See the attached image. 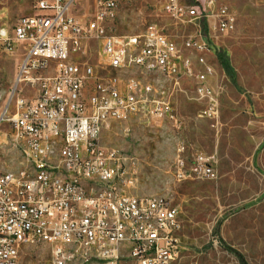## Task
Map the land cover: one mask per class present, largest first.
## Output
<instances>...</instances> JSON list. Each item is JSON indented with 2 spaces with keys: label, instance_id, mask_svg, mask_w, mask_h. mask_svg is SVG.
<instances>
[{
  "label": "built area",
  "instance_id": "obj_1",
  "mask_svg": "<svg viewBox=\"0 0 264 264\" xmlns=\"http://www.w3.org/2000/svg\"><path fill=\"white\" fill-rule=\"evenodd\" d=\"M124 1L37 0L14 36L2 38L7 51L22 47L23 56L0 126L8 125V142L27 165L19 173L0 170V264H20L32 243L51 247L52 264H166L181 256L178 208L163 196L129 191L134 159L104 146L101 135L114 121L175 118L173 98L186 80H194L200 115L216 119L221 88L209 84L211 44L199 27L209 22L219 31L236 19L218 0H195L186 9L170 0L167 15L199 29L179 45L155 25L111 33ZM78 6L82 17L73 12ZM92 38L110 67L136 75L91 82L74 59ZM183 152L179 179L214 175L215 155L188 163Z\"/></svg>",
  "mask_w": 264,
  "mask_h": 264
},
{
  "label": "rangeland",
  "instance_id": "obj_2",
  "mask_svg": "<svg viewBox=\"0 0 264 264\" xmlns=\"http://www.w3.org/2000/svg\"><path fill=\"white\" fill-rule=\"evenodd\" d=\"M169 1L126 0L108 28L114 34H137L155 25L179 45L200 29L211 44L209 84L221 88L219 115L216 119L201 116V104L179 94L174 98L177 122L170 116L114 121L103 131L101 143L134 157L129 191L163 196L178 208L182 253L172 264H241L239 253L249 264H264V0H218L236 19L232 27L219 31L211 29L209 22H202L198 29L173 19L164 11ZM178 1L184 9L196 3ZM36 2L0 0V117L9 107L21 63V56L7 51L2 38L14 36L15 23L34 14ZM73 12L82 17L85 9L78 6ZM209 19L214 22L210 11ZM74 60L91 82L128 78L137 71L110 67L93 38L86 52H79ZM186 83L193 92L194 80ZM24 91L34 94L27 86ZM8 132V125L2 123L0 170L19 173L27 164L9 144ZM184 145L189 158L196 152L215 155L212 177L179 179L176 159ZM51 255L49 245L27 244L20 264H52Z\"/></svg>",
  "mask_w": 264,
  "mask_h": 264
},
{
  "label": "crops",
  "instance_id": "obj_3",
  "mask_svg": "<svg viewBox=\"0 0 264 264\" xmlns=\"http://www.w3.org/2000/svg\"><path fill=\"white\" fill-rule=\"evenodd\" d=\"M14 52H16V51H14ZM17 53L19 54V56H21V58H22V56H23V51L21 52V51H18V49H17ZM193 63H194V66H196L197 67V62H195V59L196 58H194V56H193ZM213 72V68H212V66L210 65V73H212ZM194 87V86H193ZM191 88V90H193V92L192 91H190V88H188V84L186 83V81L183 83V91H181L180 93H176V95H175V97L177 96V95H179V94H185V95H187V96H191V97H193L194 96V88ZM190 93H192V95H189ZM174 97V98H175ZM174 98H173V111H174V115H175V108H174ZM175 120H176V122H177V119H176V115H175V118H174ZM183 148H184V152H183V157L186 159V161L188 162V163H190L192 160H193V158L195 157V155H197V154H206V155H211V154H207V153H204V152H196V153H193L192 155H191V158H189L188 156H187V154H186V147H185V145L184 146H182ZM181 147H179V149H180ZM122 151V150H121ZM122 152H124V151H122ZM124 153H126V152H124ZM126 154H128V153H126ZM179 154V153H178ZM129 155V154H128ZM129 156H131V155H129ZM131 157H133V156H131ZM133 159H134V157H133ZM134 164H135V159H134Z\"/></svg>",
  "mask_w": 264,
  "mask_h": 264
},
{
  "label": "trees",
  "instance_id": "obj_4",
  "mask_svg": "<svg viewBox=\"0 0 264 264\" xmlns=\"http://www.w3.org/2000/svg\"><path fill=\"white\" fill-rule=\"evenodd\" d=\"M220 61L223 62L222 58H220ZM237 255L241 264H249L240 253Z\"/></svg>",
  "mask_w": 264,
  "mask_h": 264
},
{
  "label": "bare ground",
  "instance_id": "obj_5",
  "mask_svg": "<svg viewBox=\"0 0 264 264\" xmlns=\"http://www.w3.org/2000/svg\"><path fill=\"white\" fill-rule=\"evenodd\" d=\"M161 119H164V118H160V120H161ZM172 263H173V262H170V263H166V264H172Z\"/></svg>",
  "mask_w": 264,
  "mask_h": 264
}]
</instances>
